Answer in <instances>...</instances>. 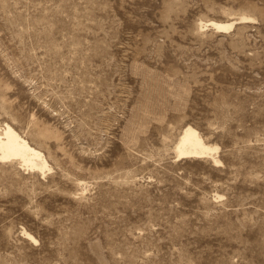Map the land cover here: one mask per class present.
<instances>
[{
    "label": "rangeland",
    "instance_id": "obj_1",
    "mask_svg": "<svg viewBox=\"0 0 264 264\" xmlns=\"http://www.w3.org/2000/svg\"><path fill=\"white\" fill-rule=\"evenodd\" d=\"M4 124L0 264H264V0H0Z\"/></svg>",
    "mask_w": 264,
    "mask_h": 264
},
{
    "label": "bare ground",
    "instance_id": "obj_2",
    "mask_svg": "<svg viewBox=\"0 0 264 264\" xmlns=\"http://www.w3.org/2000/svg\"><path fill=\"white\" fill-rule=\"evenodd\" d=\"M213 26L221 31L232 27V25L218 23H213ZM0 128V163L17 162L25 171L39 173L43 176L50 171L47 159L40 150L33 147L10 125L6 124ZM219 150L218 146L205 142L192 126L184 128L174 146L177 159H212L216 165L221 164L215 156ZM25 234L31 242H38L32 235Z\"/></svg>",
    "mask_w": 264,
    "mask_h": 264
}]
</instances>
